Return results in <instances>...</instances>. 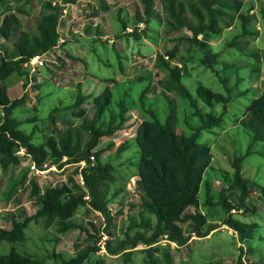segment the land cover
Returning a JSON list of instances; mask_svg holds the SVG:
<instances>
[{
    "label": "trees",
    "instance_id": "1",
    "mask_svg": "<svg viewBox=\"0 0 264 264\" xmlns=\"http://www.w3.org/2000/svg\"><path fill=\"white\" fill-rule=\"evenodd\" d=\"M7 1L9 0H0L1 13H6L2 18L0 35L9 38L12 36L13 27L21 24V18L15 12L9 13L11 8L2 6ZM78 1L81 0H57V2L48 0L46 5L49 11L40 16L35 28L32 31L19 32V37L14 42L17 56H13L12 52L9 53L7 48L4 50L0 48L2 108L0 168L7 171L13 165H18L20 163L18 152L21 149H24L25 154L41 169L50 164H56L59 168L68 164L75 165L74 174L69 176L68 181L49 184L44 188L40 187L35 175L30 176V166L21 167L20 171L7 182L6 197H11L12 193L28 181L29 195L32 199H37V210L23 220L13 219L12 227L0 226V241L6 240L13 244L23 242L27 237L26 228L34 220L42 222L47 228L55 226L57 232L79 229L84 231L87 237L95 238L94 243H86L69 258L64 257L61 252H53L54 264H84L90 254L101 251L103 245L111 254H122L123 264H134L136 250L144 253L141 264H162L158 256L161 250H163L164 264H178L169 247H163L162 242L168 245L174 242L178 247H182L193 235L205 237L217 229L220 224L216 220H211L206 211L212 205H218L225 211L224 224L233 228L242 242L252 239L254 229L259 226L258 222L241 220L231 214V210L238 208L243 209V212L254 211V208L247 205V201L251 196L253 185L257 184L245 176L243 163L252 153L253 144L264 141V90L257 91L259 95L253 97L245 107L243 121L252 132V142L245 153L232 158V170L224 172V175H227L225 176L227 186L221 188L216 199L212 181L205 177L213 160L212 148L209 144L200 142L199 138L204 130H211L222 124L233 94L230 91L227 93L215 91L201 83L197 86L195 95L185 83L184 76L185 71L194 68L197 63L217 71L215 65L218 64L223 51H215L211 41L223 36L225 30L233 31L235 28L237 33L223 45L227 48L238 47L242 53L240 39L245 38L246 35L257 36L259 33V28L252 25V21L256 18L253 9L246 14L243 13L244 0H140L143 13L138 10L135 13V28L131 32H127V29L130 31L127 20L120 18L123 30L127 33L124 36L132 35L136 40H140L143 30H139V25L145 23L146 29L151 27V21L155 17L153 8L156 4L162 9V20L168 32L183 28L190 31L185 36H179L173 48L165 53L158 52L156 55L154 65L164 71L158 84L160 93L168 102L166 117L160 119L152 107L153 103L147 95L150 81L139 95L134 97L131 92L129 93L128 88L117 95L113 88L117 89L120 82L110 78V84L101 94L94 96L90 92L79 93L76 100L65 107L74 108L72 113L81 118L80 122L69 124L55 133L44 132L40 128L44 139L36 143L34 135L38 131V126L34 125L35 129L33 128L31 132L25 131L20 126L23 122L38 120H33L30 116L27 117L28 120L17 119L13 115L15 108L24 105L26 95L11 98L6 80L15 73L28 74L25 63L32 57L46 54L65 42L59 30L61 17L68 4H75ZM92 25L96 27V29L94 27L96 32L102 28L98 20ZM84 26L88 32L92 29L88 26V22H85ZM144 32L148 31L144 30ZM98 34L102 37L100 33ZM147 35L151 36L149 33ZM184 40L189 45L185 49L187 51L181 53L183 51L181 44ZM253 55L256 58L260 57L257 52ZM192 61L197 63L189 66ZM232 65L237 66L236 63ZM243 66L248 69L245 63ZM249 71L252 72L251 69ZM144 76H140L139 81L145 80ZM242 79L245 77L241 75L240 68H237L235 80L237 87ZM77 83L81 86L83 81L78 80ZM249 90L253 89L249 87L238 90L237 95L245 94ZM173 93L177 97L173 96ZM137 98L141 102L140 106L137 105ZM88 99L93 100L87 101ZM199 99L211 109L208 110L201 105ZM85 103L94 105L92 118L86 117ZM216 104L222 106L220 112L213 109ZM134 106L140 108L141 114V120L132 136L140 151L135 175L138 176L137 188L142 194L141 209L128 214V225L124 236L115 238L111 232L114 218L109 204L123 188L118 187L110 191L112 184L117 182V168L109 159L102 158L103 153L114 147L115 143L111 142L107 147L97 148V146L102 137L113 136L125 127ZM181 106L198 119L197 124H192L190 119L187 120V116L184 117V121L191 129L186 132L177 129L179 118L177 112ZM57 110L58 108H55L53 111ZM130 140L117 147L118 154L128 149ZM92 156L96 158L95 161ZM261 189L264 197V187ZM233 190L236 197L228 194ZM82 207H85L87 212L93 210L102 214L105 220L102 233L93 222L91 225L96 231L90 232L88 227L76 221L75 216ZM104 235L107 237L102 240ZM0 264H41V260L29 252L17 250L12 246L8 252L0 254ZM96 264H105V262L100 258L96 260ZM194 264L222 263L221 260L214 259ZM237 264L257 263L252 261L248 263L240 258Z\"/></svg>",
    "mask_w": 264,
    "mask_h": 264
},
{
    "label": "rangeland",
    "instance_id": "2",
    "mask_svg": "<svg viewBox=\"0 0 264 264\" xmlns=\"http://www.w3.org/2000/svg\"><path fill=\"white\" fill-rule=\"evenodd\" d=\"M47 1L9 0L2 5L4 8H11L8 12H15L21 18V24L13 27L11 37L6 38L0 35V45L4 46H0L1 49L7 48L9 53L12 52L13 56H17L18 52L14 47V42L18 39L19 32L21 30L32 31L35 28L40 16L49 11L46 5ZM52 1L57 2V0ZM153 9L155 17L151 21V27L146 29L145 23H140L139 30H143L142 38L136 40L132 35L124 36L127 33L123 30L120 18L127 20L130 27V31L127 29V32H131L135 28V13L137 10L143 13V5L140 0H81L66 6L59 26L65 42L60 43L50 52L42 54L43 63L37 62L35 69H33V65H25L28 74L15 73L6 80L11 98L26 95L24 105L15 108L13 115L17 119L28 120L27 117L30 116L33 120H38L23 122L20 126L27 132L35 129L34 125L38 126V131L34 135L36 143L44 139L40 128L44 132L55 133L58 129L69 124L80 122L81 118L72 113L75 109L65 107L73 103L79 93L90 92L94 96L101 94L110 84V78L114 77L128 81L126 84L120 82L117 89L113 88L114 92L119 95L125 88H128L129 93L131 92L134 97H137L150 81L148 98L153 103L152 107L156 110L159 118L166 117L168 102L160 93L158 84L164 71L155 67L156 55L158 52L165 53L168 49L173 48L176 39L179 36H185L190 31L183 28L179 31L168 32L165 22L162 20L163 14L160 5L156 4ZM251 9L256 16L252 25L259 28V33L257 36L246 35L245 38L240 39L239 44L242 47L243 55L238 47L227 48L223 45L237 33L235 28L233 31L225 30L223 36L211 41L215 51H223L218 64L215 65L219 74L215 70L192 61L189 66L193 63L197 64H193L194 68L186 70L184 76L185 83L195 95L197 86L201 83L215 91L223 93L230 91L233 94L222 124L211 130H204L199 138L200 142L207 143L212 148L213 160L205 177L211 179L216 199L221 188L227 186L225 179L227 175H224V172L232 170V158L245 153L252 142V132L243 121L245 107L253 97L259 95L257 91L264 90V0H244L242 12L246 14ZM1 11L0 7V26L2 18L6 14H2ZM97 20L102 24L99 32H96L95 26L92 25ZM85 22H88V26L92 28L89 32L84 26ZM144 30H147L151 36L147 35ZM181 45L183 50H180L181 53L186 52L185 49L189 43L184 40ZM191 51L194 52L192 49ZM255 52L259 54V58L254 57L253 53ZM232 63H236L237 66ZM244 63L248 69L243 66ZM121 66L124 70L121 69ZM237 68H240L241 75L245 77L238 87L235 83ZM249 69L252 70L251 73ZM142 75H145L146 79L139 81L141 80L139 77ZM78 76H82L83 84L81 86L77 83ZM249 87L253 90L237 95L238 90ZM174 95L177 97L175 93H173ZM138 99L137 105L140 106L141 102ZM90 100L93 99L87 101ZM199 101L201 105L205 106L201 99ZM85 106L86 117L92 118L94 115L93 103ZM55 108L58 110L54 112ZM184 108L181 106L177 112L179 117L177 129L181 132L191 130L188 123L186 124L184 121L185 116H187V120L190 119L192 124L198 123V119L191 116L190 111H185ZM205 108L211 109L207 106ZM139 109L135 106L132 107L130 119L125 127L113 136L102 137L97 146V148H101L107 147L111 142L115 143L114 147L106 150L102 155L103 160L109 159L117 168V182L112 184L110 191H114L118 187L123 188L121 193L114 197L109 204L114 218L111 232L115 238L124 236L125 228L128 225V214L141 209L142 194L137 188L138 176L135 175L140 151L137 142L132 138L141 120ZM213 109L220 112L222 106L216 104ZM130 138L132 139L130 140ZM128 139L130 140L128 149L118 154L117 147ZM253 145L252 153L244 160L243 172L250 181L257 184L253 185L251 196L247 201V205L254 208V211L243 212V209L238 208L231 210V214L241 220L258 222L259 226L254 229L253 238L242 242L236 231L224 224L225 211L218 205H212L205 210L211 220H216L220 224L217 229L205 237L193 235L182 247H178L174 242L171 245L162 242L163 247H169L178 264H194L214 259L221 260L222 264H237L240 258L248 263L252 261L264 264V197L261 189L264 187V141H257ZM19 156L20 163L18 165H13L7 171L0 168V226L3 227H12L13 219L23 220L37 210V199L30 197L28 181L23 187L12 193L11 197H6L7 182L20 171L22 166H29L33 162L31 157L23 152H19ZM74 170L75 165L73 164L65 165L62 168L53 165L37 172L31 169L30 176L35 175L40 187L44 188L49 184L68 181L69 176L74 174ZM202 192L201 195H203ZM228 194L231 197H236L235 190ZM202 208L204 209V206ZM75 219L88 227L90 232H94L98 228L102 233L105 227L102 214L93 210L87 212L85 207L79 209ZM92 222L96 228L91 225ZM26 235L23 242L15 244L6 240L0 241V254L8 252L12 246H15L17 250L29 252L40 259L41 264H54L53 252H61L64 257L69 258L86 243L95 242V238L87 237L86 233L79 229L57 232L55 226L47 228L42 222L34 220L26 228ZM106 237L104 235L102 240H105ZM143 256V252L136 250L134 264H141ZM158 256L164 264L163 250L158 253ZM100 258L104 260L105 264H123L122 254H111L105 247L97 253H91L84 264H96V260Z\"/></svg>",
    "mask_w": 264,
    "mask_h": 264
},
{
    "label": "built area",
    "instance_id": "3",
    "mask_svg": "<svg viewBox=\"0 0 264 264\" xmlns=\"http://www.w3.org/2000/svg\"><path fill=\"white\" fill-rule=\"evenodd\" d=\"M62 40H63V39H62ZM37 62H40L41 64L43 63V60L41 59V55H36V56L32 57L31 60H30L29 62L25 63V65H26V66L33 65V69H35ZM19 152H23V153L25 154V150H24V149L19 150ZM19 152H18V153H19ZM94 158H95V157L92 156V159H94ZM53 165L57 166L56 164H50L49 166H47V165H45V166H46V168H48V167H52ZM29 166H30L31 169H32L33 171H35V172L40 171V170H45V169H46V168H44V169L38 168V167L35 165L34 162H32L31 165H29ZM103 248H104V245L102 246V249H103Z\"/></svg>",
    "mask_w": 264,
    "mask_h": 264
},
{
    "label": "crops",
    "instance_id": "4",
    "mask_svg": "<svg viewBox=\"0 0 264 264\" xmlns=\"http://www.w3.org/2000/svg\"><path fill=\"white\" fill-rule=\"evenodd\" d=\"M77 78H78L79 80H81V79H82V76H78ZM114 78H115V80H117L118 82H126V81H127V80H126V81H125V80H120V79H118V78H116V77H114ZM85 105H87V104H85ZM85 105H84V106H85Z\"/></svg>",
    "mask_w": 264,
    "mask_h": 264
},
{
    "label": "clouds",
    "instance_id": "5",
    "mask_svg": "<svg viewBox=\"0 0 264 264\" xmlns=\"http://www.w3.org/2000/svg\"><path fill=\"white\" fill-rule=\"evenodd\" d=\"M38 55H42V54H38Z\"/></svg>",
    "mask_w": 264,
    "mask_h": 264
}]
</instances>
